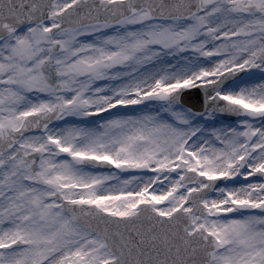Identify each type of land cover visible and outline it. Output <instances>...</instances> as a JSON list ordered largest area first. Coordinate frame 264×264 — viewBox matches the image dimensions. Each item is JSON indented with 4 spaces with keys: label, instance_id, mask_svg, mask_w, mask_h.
<instances>
[{
    "label": "snow or ice",
    "instance_id": "1",
    "mask_svg": "<svg viewBox=\"0 0 264 264\" xmlns=\"http://www.w3.org/2000/svg\"><path fill=\"white\" fill-rule=\"evenodd\" d=\"M0 264H264V0H0Z\"/></svg>",
    "mask_w": 264,
    "mask_h": 264
},
{
    "label": "water",
    "instance_id": "2",
    "mask_svg": "<svg viewBox=\"0 0 264 264\" xmlns=\"http://www.w3.org/2000/svg\"><path fill=\"white\" fill-rule=\"evenodd\" d=\"M192 103H195V99L193 98Z\"/></svg>",
    "mask_w": 264,
    "mask_h": 264
}]
</instances>
